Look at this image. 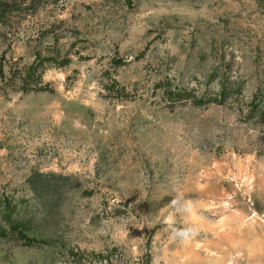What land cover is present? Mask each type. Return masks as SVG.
Listing matches in <instances>:
<instances>
[{
	"label": "rangeland",
	"instance_id": "374dc122",
	"mask_svg": "<svg viewBox=\"0 0 264 264\" xmlns=\"http://www.w3.org/2000/svg\"><path fill=\"white\" fill-rule=\"evenodd\" d=\"M5 2L0 264H264V0Z\"/></svg>",
	"mask_w": 264,
	"mask_h": 264
},
{
	"label": "trees",
	"instance_id": "16d2710c",
	"mask_svg": "<svg viewBox=\"0 0 264 264\" xmlns=\"http://www.w3.org/2000/svg\"><path fill=\"white\" fill-rule=\"evenodd\" d=\"M14 9V4L11 2L0 3V20L5 21L8 13ZM3 23V22H2ZM64 60L60 58L58 53H55L53 58H42L41 53H38L36 56V61L31 64H24L23 66H17L15 69H12L11 78L9 82H19L21 83V87L24 94H29L37 90L39 83L38 80L40 76H38V72L40 69H43L46 63H53L58 65H63ZM0 78L2 80L5 79L4 76V66L0 64ZM4 92V91H3ZM5 93V92H4ZM5 207V206H4ZM2 208L5 209V208ZM9 210V208H7ZM10 223V222H9Z\"/></svg>",
	"mask_w": 264,
	"mask_h": 264
},
{
	"label": "clouds",
	"instance_id": "9594fccd",
	"mask_svg": "<svg viewBox=\"0 0 264 264\" xmlns=\"http://www.w3.org/2000/svg\"><path fill=\"white\" fill-rule=\"evenodd\" d=\"M173 203H176V202H175V201H173ZM177 235L183 236V235H185V233H183V232H180V233H177Z\"/></svg>",
	"mask_w": 264,
	"mask_h": 264
}]
</instances>
